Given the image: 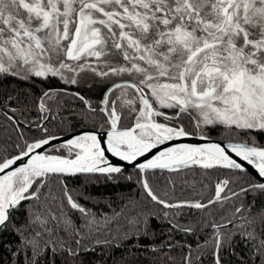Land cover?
Returning <instances> with one entry per match:
<instances>
[{
    "label": "snow or ice",
    "instance_id": "1",
    "mask_svg": "<svg viewBox=\"0 0 264 264\" xmlns=\"http://www.w3.org/2000/svg\"><path fill=\"white\" fill-rule=\"evenodd\" d=\"M36 80L49 87L30 119L8 84ZM82 84L99 91L97 103L70 91ZM0 93V264H40L48 253L52 264L57 255L93 264L84 258L97 248L122 245L151 252L153 264H176L177 248L180 264H226V251L239 264H264V206L254 211L264 198V0H0ZM69 96L83 105L81 121L101 118L99 129L52 131L77 115L64 106ZM191 138L201 143L183 142ZM121 162L137 170L143 201L111 216L81 204L90 197L68 180L112 179ZM196 171L200 179L189 180ZM158 172L169 174L162 188L152 183ZM173 174L194 193L202 186L200 198L174 199ZM229 202L223 223L202 221L213 230L203 244L174 240L195 233L180 223L185 208ZM236 235L251 244L247 259ZM94 264H108L103 252Z\"/></svg>",
    "mask_w": 264,
    "mask_h": 264
},
{
    "label": "trees",
    "instance_id": "2",
    "mask_svg": "<svg viewBox=\"0 0 264 264\" xmlns=\"http://www.w3.org/2000/svg\"><path fill=\"white\" fill-rule=\"evenodd\" d=\"M51 85L56 86L57 81H51ZM9 88H15L16 92H13L12 95L15 96L17 93H20V100L28 105V108L31 109V112L28 113L29 118H34L37 113L35 111V105L37 98L41 95V92L49 87V84L41 83L39 80H36L35 86L30 83L25 82H17L12 81L8 84ZM79 90L86 98H89L93 101V103H97L100 99V93L97 89L93 88L91 91L88 90L87 84H82L79 88L73 87L70 91ZM28 93V95H24ZM3 93H0V98H2ZM67 103L64 105L67 109H69L72 113H76L75 118H69L65 122V125L62 126V131L57 130L56 126H52V131L55 134H65L70 131H73L77 128L81 127H93L95 125L96 128H100L102 124V120L99 116H89L87 119L81 121L78 113L83 109V105L79 101H74L71 97L64 98ZM64 116H69V112H64ZM3 118L0 116V122H2ZM69 124L74 125V129L68 127ZM191 130V129H190ZM214 138H218L217 133H212ZM264 140V138H262ZM131 176L132 179L128 180L124 177ZM169 174L164 172L163 174L157 173L155 178L152 180V183L162 188L167 182L165 177ZM137 170L134 168H125L123 175L117 174L112 179H108L103 175L95 174V175H80L75 178H70L68 180V185L70 188L77 190L82 193L85 198L90 199H81L80 203L84 204L86 207L92 209V211L96 212L98 215L108 214L111 216L113 212H119L125 204H127L129 199L135 200L137 204H140L143 201L142 197V189L137 183ZM184 176L183 175H172V180L175 183V194L174 199H199V195L197 194L202 186L197 185V193H194L190 187H186L184 184ZM189 180L196 179L197 181L200 179L199 171L195 173L189 172L188 177ZM205 195L211 196L214 190L209 191L205 189ZM251 199V197H249ZM238 203V201H237ZM261 206H264V198L257 200V206L254 211L259 210ZM149 210L152 213H158L161 209L155 205H150ZM232 211V202L225 204L224 209L221 210L219 205L215 207L209 208L206 212L197 209H188L185 208L182 217L180 218V223L186 226H191L195 229L194 234H189L188 236H184L183 233H175L174 240L179 241L180 244H191L193 248L196 247L197 243L203 244L204 240L208 239L212 235L211 227H204L202 221H215L218 223H223L222 217L230 216ZM73 219L76 220L77 224L81 223L79 219V213L73 212L71 213ZM18 219L23 222L24 213L21 211L17 214ZM122 223V221H121ZM157 226V231L163 230L164 235L161 239H167V230L168 224L161 217H157V220L153 222ZM239 223V221H237ZM231 228V225L229 226ZM100 239H104L105 237L102 235L99 237ZM5 240L11 239L14 241V237H4ZM117 243H119L117 241ZM147 243V241H145ZM14 246V245H13ZM233 246L235 251L240 254L244 259L248 258L249 250L251 248V244L247 241L241 239L239 235L233 237ZM129 245H122L119 249H100L97 248L96 253L94 255H89L85 257V261H93V264L96 260H99L101 257V253H104V259L108 261V264H112V260L118 261V264H153V260L155 259L151 252H136L135 254L129 253L127 250ZM108 253L112 254V259H108ZM171 255L176 257V264H180V256L181 249L177 248L176 251L172 252ZM124 257V259H121ZM226 264H239V257L235 255H231L227 251L225 252ZM52 255L48 253L46 258L41 259L40 264H52ZM55 264H71L69 258L62 256H55ZM203 264H211V261L208 258H205Z\"/></svg>",
    "mask_w": 264,
    "mask_h": 264
},
{
    "label": "water",
    "instance_id": "3",
    "mask_svg": "<svg viewBox=\"0 0 264 264\" xmlns=\"http://www.w3.org/2000/svg\"><path fill=\"white\" fill-rule=\"evenodd\" d=\"M87 129H91V128H79V129L74 130V131L75 132H79L81 130H87ZM71 132H73V131H71ZM58 135H65V134H58ZM183 142H185V143H193V144H195V143H201V141L198 140V139H196V138L187 139V140H185ZM113 159H114V162H115V158H113ZM121 163H124L125 164V168H127V167L133 168L131 165H128L127 162H121ZM249 170L252 171L251 169H249Z\"/></svg>",
    "mask_w": 264,
    "mask_h": 264
}]
</instances>
